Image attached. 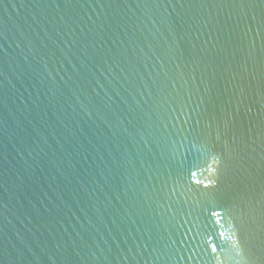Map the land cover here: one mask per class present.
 Wrapping results in <instances>:
<instances>
[{
    "label": "water",
    "instance_id": "95a60500",
    "mask_svg": "<svg viewBox=\"0 0 264 264\" xmlns=\"http://www.w3.org/2000/svg\"><path fill=\"white\" fill-rule=\"evenodd\" d=\"M0 264H264V0H0Z\"/></svg>",
    "mask_w": 264,
    "mask_h": 264
},
{
    "label": "snow or ice",
    "instance_id": "6c2138e0",
    "mask_svg": "<svg viewBox=\"0 0 264 264\" xmlns=\"http://www.w3.org/2000/svg\"><path fill=\"white\" fill-rule=\"evenodd\" d=\"M193 175H194V173H193ZM197 183H199V181H197ZM209 183L211 184V183H214V181H209ZM204 187L207 189L208 188V185H204ZM212 215L213 216H216V217H221V213L220 212H216V211H213L212 212ZM217 222H219V221H217ZM220 236H223V232H221L220 233ZM205 243H209V244H211V241L210 240H208V241H205ZM211 248H212V252L213 253H215L216 252V250H217V246L215 245V244H212L211 245ZM217 259H218V257H216Z\"/></svg>",
    "mask_w": 264,
    "mask_h": 264
}]
</instances>
